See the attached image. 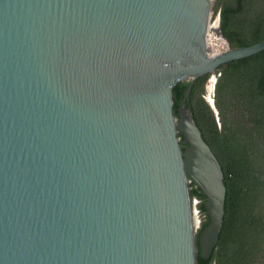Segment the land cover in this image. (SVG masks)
Masks as SVG:
<instances>
[{
    "label": "water",
    "instance_id": "95a60500",
    "mask_svg": "<svg viewBox=\"0 0 264 264\" xmlns=\"http://www.w3.org/2000/svg\"><path fill=\"white\" fill-rule=\"evenodd\" d=\"M215 4L0 0V264H197L198 246L210 259L227 189L187 101L210 75L218 118L217 70L264 51L214 54Z\"/></svg>",
    "mask_w": 264,
    "mask_h": 264
},
{
    "label": "trees",
    "instance_id": "16d2710c",
    "mask_svg": "<svg viewBox=\"0 0 264 264\" xmlns=\"http://www.w3.org/2000/svg\"><path fill=\"white\" fill-rule=\"evenodd\" d=\"M214 15L230 48L264 40V0H216ZM216 75L213 98L219 120L205 97L210 75L194 82L187 101L222 166L227 189L219 244L208 260L200 256L198 246L197 264H253L264 233V51L226 63ZM189 85L180 82L173 90L175 115ZM190 194L202 217L199 236L209 224L206 197L194 183Z\"/></svg>",
    "mask_w": 264,
    "mask_h": 264
},
{
    "label": "rangeland",
    "instance_id": "374dc122",
    "mask_svg": "<svg viewBox=\"0 0 264 264\" xmlns=\"http://www.w3.org/2000/svg\"><path fill=\"white\" fill-rule=\"evenodd\" d=\"M214 10H215V8H214ZM218 17H219L218 15L215 16L214 13H213L211 23L212 24L215 23L218 20ZM219 43H221V40H219ZM210 48L214 49L215 48L214 44L210 43ZM210 85H211V83L207 82V85H206V87H207L206 88V96H205L206 100H207V97H209ZM217 119L219 120V118H217ZM199 219L202 221V217L200 216V214H199ZM261 236L262 237L259 239V242L257 244V249H256L258 251V256H257L256 260L253 262V264H264V233Z\"/></svg>",
    "mask_w": 264,
    "mask_h": 264
},
{
    "label": "bare ground",
    "instance_id": "6f19581e",
    "mask_svg": "<svg viewBox=\"0 0 264 264\" xmlns=\"http://www.w3.org/2000/svg\"><path fill=\"white\" fill-rule=\"evenodd\" d=\"M217 29H218V23H214L210 26V30L208 32V42H209V44L210 43L214 44V46L221 45V47H223L225 44H224L223 39L218 36ZM219 40H221V43H219ZM226 50H228V49L223 48L221 50V53L225 52ZM216 54H218V53H216ZM210 83H211V85H210V93H211L213 90V81H210Z\"/></svg>",
    "mask_w": 264,
    "mask_h": 264
},
{
    "label": "built area",
    "instance_id": "2783aa9c",
    "mask_svg": "<svg viewBox=\"0 0 264 264\" xmlns=\"http://www.w3.org/2000/svg\"><path fill=\"white\" fill-rule=\"evenodd\" d=\"M215 23H217V21L215 22ZM214 24V23H213ZM224 41V40H223ZM212 44V43H211ZM224 46L223 47H221V45H219V46H215V48L214 49H212L211 48V50H212V52L214 53V54H216V53H221V50L223 49V48H229V46H228V44H227V42L226 41H224ZM198 204V203H197Z\"/></svg>",
    "mask_w": 264,
    "mask_h": 264
}]
</instances>
